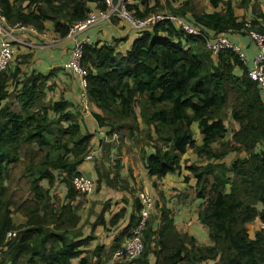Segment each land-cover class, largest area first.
<instances>
[{"label":"trees","instance_id":"1","mask_svg":"<svg viewBox=\"0 0 264 264\" xmlns=\"http://www.w3.org/2000/svg\"><path fill=\"white\" fill-rule=\"evenodd\" d=\"M102 1L0 0V16L8 26H24L38 34L48 23L63 39L73 23L102 9ZM195 1L181 0L175 7L166 1V13L158 11L161 0H127V8L137 18L177 17L195 28L197 37L165 20L138 31L124 53L107 43L82 46L86 102L101 112L92 111L91 116L105 129V138L99 141L101 157L90 160L96 190L103 184L132 197L128 223L113 236L108 258L130 236L142 208L140 192L135 197L120 176V160L109 159L112 149L117 156L127 143L135 146L134 140L141 143L138 153L149 177L160 180L185 171L183 181L194 179V197L202 201L197 219L212 244H199L174 224L166 199L153 182L159 201L157 222L150 215L139 258L116 264H264V227L252 236L248 233V225H264V93L247 77L237 53L225 49L212 55L206 48L209 31L264 34V14L254 11L258 0L235 4L244 10L250 7L251 20L235 16L233 0H204L211 13L195 11ZM16 59L0 71V264H71L73 259L77 264H103L104 246L91 251L85 247L96 239L97 227L106 231L116 227L126 209L120 208L107 221L106 201L89 224L90 235L84 237L82 226L77 228L78 205L74 208L72 202L80 195L72 179L81 174L77 168L86 156H95L90 150L93 134L82 132L70 102L46 100V93L54 89L48 82L60 69L28 75L20 66L29 56ZM225 109L238 126L227 141ZM194 123L201 137L198 144L191 131ZM146 148L151 150L147 153ZM188 149L194 160L185 158ZM231 154L234 157L227 163ZM103 164L114 169L111 177L103 173ZM17 166L29 182L32 206H15L9 198L7 182ZM56 173L65 195L63 203L53 208L50 189L57 183ZM14 213H21L25 221L16 222ZM8 232L16 235L6 238Z\"/></svg>","mask_w":264,"mask_h":264},{"label":"crops","instance_id":"2","mask_svg":"<svg viewBox=\"0 0 264 264\" xmlns=\"http://www.w3.org/2000/svg\"><path fill=\"white\" fill-rule=\"evenodd\" d=\"M181 1V0H180ZM203 5L205 6V12L211 13L212 9L207 5L206 1L202 0ZM239 0H233L232 3L234 5V14L237 17H244L247 20L253 19V14L251 13L250 7L248 9H237L235 7V4H237ZM179 2H174L170 4L172 6H178ZM253 3V0L251 1V4ZM259 5V10L264 11V0H258L257 1ZM98 9H94L96 11ZM179 18H182L178 16ZM185 21V20H184ZM129 27V25L125 22L119 21V20H113L111 22H104L101 23L88 31L84 32L79 38L80 39H87V44H93V43H102L105 41H102L104 39H112L118 40L117 43H113V46L117 51H120L121 46V40L126 41L129 39L130 33L125 34L126 26ZM209 35H211V38H214L216 34H214L212 31L208 32ZM14 34L16 38L19 39V41L25 42V44H20L17 42H13V49H14V55L13 59L16 58H25L26 56H29V59L26 60V64H23L20 66V69L22 72L28 74L32 71H36L38 73L47 74L50 72V70L53 69H60L54 77L48 82V84L53 83L54 89L51 92L46 93V100L47 101H57L61 98L67 100L73 105V110L78 113L79 122L81 126V130L83 133L85 132H95L97 138H94V141L92 143V147H97L96 151L92 150L95 154V156L98 154L101 157V147L100 145H96L97 142L103 138H105V129L99 128L96 124L95 120L91 116L92 111H98L94 106H89L86 102L84 104L82 101L83 97L85 98L84 94V87L81 85L80 77L77 74H74L71 70H65L63 68V64L67 61L71 49L73 47V41L66 39V38H59L54 34L52 31V27L50 24L47 23L46 25V31L43 34H38L37 32L33 33L28 30L20 31L16 29L14 31ZM138 35V34H136ZM224 35V34H223ZM229 35V34H228ZM115 37H118L115 39ZM227 37V36H226ZM4 37L0 35V42ZM229 42L232 44L238 46L241 48L242 53L246 57V64L250 67L252 58L258 53V47L256 44L251 41L250 38H242L241 36H235L232 35L231 37H227ZM108 44V43H107ZM17 47V48H15ZM16 52H18L17 55ZM84 107V108H83ZM101 113L100 111H98ZM200 134H197V143L198 144L201 139L199 138ZM191 151V149H188V152ZM185 155V158H189L194 160L195 156L193 154ZM112 153V152H111ZM115 153V149H114ZM148 153V152H147ZM190 153V152H189ZM117 154V153H115ZM110 154V158H111ZM228 157H231V159H227ZM234 157L233 154L227 156L226 162L229 163L230 160H232ZM117 159L120 160L121 164V170H120V176L128 182L129 187L132 190H135L134 196L136 197L137 193L139 191L145 192L148 195L151 196V194L156 195L155 189L152 187V183L156 182L157 189L160 190L165 199H166V205H167V197H169V194H171L175 189L173 186H181L180 180L183 178V175H188L185 171L181 172V175H177V178H162L160 180H156L155 178H151L148 176L143 163L142 159L140 158L139 154L136 150L130 151L129 143L122 146L119 150V155H117ZM131 160L130 162L128 161ZM87 161V160H86ZM89 166L91 167L92 172L95 174V170L93 169V161H88ZM83 174V173H81ZM86 175V174H84ZM88 176V175H87ZM90 177V176H88ZM94 177V176H93ZM166 177V176H165ZM92 178V177H90ZM187 184H190V186H187V188L182 189L185 191V196L187 198V202L185 205L178 204L174 207V210L172 209L173 214H178L180 216L179 221L175 223L177 227L183 231H186L188 234L195 237L196 241L199 242L202 237L206 234L203 226L199 223L197 212L200 208V205L202 204L201 200L195 199L194 197V179L190 178ZM105 186L102 184V189ZM107 188V187H106ZM96 189V186H95ZM93 188V191L88 195H83L84 199L88 198L91 200V202L100 201L96 200V198H93L92 193L95 190ZM110 189V188H109ZM112 190V189H111ZM117 196L113 198V205L110 209H108V212L105 213L104 217L108 221L109 218L122 207H125L126 213L123 219L119 221L116 227L109 228L114 229L116 228L115 232L113 233V236L120 231L126 224L128 223L129 216L132 212L131 206V197L127 192H117L113 190ZM136 194V195H135ZM152 197V196H151ZM173 197V196H170ZM122 198H125L126 205L124 206L123 203H118L121 201ZM153 198V197H152ZM99 199V198H97ZM91 202L82 203L80 200V196L75 199V201L72 202V207L76 208L78 205V209L76 214L80 217L79 223L77 224V228L79 226L85 223L91 224L95 220V216L92 213H88L86 211V215L84 218H81L80 209L90 207ZM110 203V202H109ZM168 206V205H167ZM101 205H96L93 208L94 213L100 212ZM172 207V206H171ZM174 219V217H173ZM175 221V219H174ZM157 222V221H155ZM261 226H263L260 223H256L253 225H249V228H255L258 229ZM89 227V225H88ZM83 232V230H82ZM117 262V261H115Z\"/></svg>","mask_w":264,"mask_h":264},{"label":"built area","instance_id":"3","mask_svg":"<svg viewBox=\"0 0 264 264\" xmlns=\"http://www.w3.org/2000/svg\"><path fill=\"white\" fill-rule=\"evenodd\" d=\"M103 8L88 13L87 17L79 22L73 23L69 27L66 39L73 41V47L67 61L63 64L65 70H71L74 74L80 77L82 87L85 86L84 77L86 75L85 70L80 65L82 57V46L87 44V39H80L79 37L89 29L111 20H119L127 23L131 29L136 31L143 30L150 27L159 21L171 20L179 25L186 33L192 36H199V32L191 25L183 22L177 17L170 15H151L147 18H137L133 15V12L127 8V0H103ZM18 29L20 31L28 30L35 32L31 28L24 26H8L5 19L0 16V35L4 38L0 42V71H4L9 66L13 59L14 49L13 42L25 44V42L19 41L16 38L14 31ZM248 36L258 47V53L252 58L251 66L246 64V57L242 53L240 47L229 42L225 35L219 34L214 36L215 38L207 39L206 48L212 55L218 54V52L230 49L238 54L242 63L247 65V77L257 85L259 91L264 93V34L250 31ZM83 103L86 104V98L83 97ZM92 155L86 156L85 160H92ZM72 185L74 189L80 194H90L93 191V180L86 175H78L72 179ZM139 198L142 203V208L139 213V217L135 226L131 229L130 236L123 242L121 247L114 252L113 260L131 262L136 260L143 252L144 245L142 241V232L144 231L147 221L150 218L151 212L154 208V201L152 197L144 192L139 193ZM15 232L6 234V238L15 236Z\"/></svg>","mask_w":264,"mask_h":264},{"label":"rangeland","instance_id":"4","mask_svg":"<svg viewBox=\"0 0 264 264\" xmlns=\"http://www.w3.org/2000/svg\"><path fill=\"white\" fill-rule=\"evenodd\" d=\"M166 1L168 2H171V3H174V2H179L180 0H161L160 2V5H159V8H158V11H160V13H166L168 12V9L167 7L165 6L166 5ZM258 3H255L254 7V11H258L259 8H258ZM194 9L195 11L197 12H201L202 10L204 11L205 10V6L203 5V2L202 0H196L195 3H194ZM237 9H240L241 8H237ZM248 9V8H247ZM208 13V12H206ZM263 14H264V11H263ZM124 24V23H123ZM125 25V24H124ZM126 26V30H125V34L127 33H130V36H129V39L126 40V41H122L120 43V46H121V49L120 53H124L126 52L130 46H131V43L138 37V35H136L138 33V31H135L133 29H131L130 27H128L127 25ZM232 35H235V36H241L242 38L246 39V38H249L247 35H244V34H235V33H229L226 34L227 37H231ZM211 36V35H210ZM212 37V36H211ZM118 37H115V39H117ZM102 41H105V42H102L101 44L103 43H108V45H113V41L112 39H104ZM17 48V47H15ZM18 52H16L15 55H17ZM20 61L19 59H16L15 62H18ZM11 70H13V64L11 65ZM29 75V73H28ZM225 117L226 119H224V124L225 126L227 127V133H226V136L224 138V141H227L228 139H230V132L233 130V129H237V125L232 121L231 117H230V110L229 109H225ZM94 113L96 114H99L98 111H94ZM104 129V128H103ZM105 131V130H104ZM191 131H192V134H193V139L194 140H197V134H199V131L197 129V124L194 123L192 126H191ZM91 134H93V138L92 140L90 141V146L92 145L93 141H94V138H97L95 132H92ZM142 138V137H140ZM139 138V139H140ZM199 138L201 139V137L199 136ZM135 146L132 145V144H129L130 146V151H133V150H136L137 153H138V149H140L141 147V143L134 140L133 141ZM99 143L97 142L96 145H98ZM118 144H113V147H117ZM98 146H96L95 148L94 147H91L90 150H95L97 149ZM151 149L150 148H146V152H149ZM111 158H109L110 160H115L117 159V156L115 155L114 153V149H112L111 151ZM190 152V153H189ZM188 152V155L192 154V151H189ZM139 154V153H138ZM140 156V155H139ZM94 159H97V158H100V155H96V156H93ZM231 159V157H228V160ZM128 161L130 162L131 160L128 159ZM94 162V161H93ZM103 173L105 172L106 175H108L109 177H111L113 174H114V169L107 165V164H103ZM93 169H94V166H93ZM77 171L80 172V173H83V174H86L90 177H92L91 179L93 180L95 186H96V181H97V176H96V172L94 174V172H92L91 170V167L89 166V162L84 160L77 168ZM58 175V173H56V176ZM94 176V177H93ZM164 178H177V174H169V175H166V177ZM57 183L56 185L51 188L50 190V194H51V200H50V206H52L53 208H58L62 203H63V199H64V195H65V188L64 186L59 182L60 181V175L57 176ZM181 182V186H173V188L175 189V191H173L171 194H169V197H167V208L171 211L175 221H174V224L179 221L180 219V216H178V214H173L174 212H172V209L174 210V207L178 204H182V205H185L186 202H187V198L185 196V191H183L182 189H185L187 188V186H190V184H187L185 181H183V178L180 180ZM7 185H8V194H9V198L11 199L12 203H14L15 206L17 205H20V204H23L26 205L27 207L28 206H32V204L30 203L31 201L28 200L30 197L28 195V188H29V182L27 180L26 177L23 176L22 174V170H21V167L20 166H17L15 169H12L11 172H10V175H9V179H8V182H7ZM41 185L46 188L47 185H46V182H42ZM102 187V184L100 186V190L97 191L96 189L94 190V192L92 193L93 195V198H96V200H100V201H95V202H91L90 199L86 198L84 199L83 195H80V200L82 203H89L91 202V206L90 207H86V208H83V209H80V214H81V218H84V216L86 215V211H91V213L96 217V213H94L93 211V208L96 206V205H101L103 206V203L106 202V201H109V209L111 208V206L113 205V198H115L117 196V194H115V192H113V189L111 190V188L109 189L108 187H104L103 189L101 188ZM117 191L118 193L119 192H122V191H119V190H115ZM141 192V191H139ZM135 193V190L134 192ZM129 194V193H128ZM129 196L131 197V195L129 194ZM151 196L153 197V200H154V209L153 211L151 212V220L154 222L156 221L155 218H157L158 216V212H157V208H156V204H158V198H157V195H154V194H151ZM170 196H173V197H170ZM99 198V199H97ZM132 198V197H131ZM126 199L125 198H122L121 201L117 202L118 203H123V205L125 206L126 205ZM132 201V199H131ZM166 201V200H165ZM114 206V205H113ZM172 206V207H171ZM131 207V206H130ZM101 208L100 207V211H101ZM15 214V220L16 222L18 223H21V222H24L25 221V218L22 216L21 213H14ZM89 224L85 225V223L82 225L79 226V228L82 226V234L83 236H88L90 235V231H89V227H88ZM251 226V225H250ZM206 234L204 235V237H202L200 239V241L198 242L199 244L201 245H204V246H210L212 245L211 242H210V239L208 237V233H207V229L205 227H203ZM116 228L114 229H109L108 231L106 230H103L101 227H97L96 230H95V233L94 235L96 236V239L91 241L86 247L85 249L86 250H93V248L96 246V245H101V246H104L105 248V252H104V255H102L101 257V261L102 263L104 264H116L117 262H115L113 260V256L109 259L108 258V249H109V246H110V243L112 241V238H113V233L115 232ZM255 230V228H249V225H248V233H249V236H252V233L253 231ZM108 248V249H107ZM107 255V256H106ZM106 261V262H105ZM78 263V259H73L71 260V264H77Z\"/></svg>","mask_w":264,"mask_h":264},{"label":"clouds","instance_id":"5","mask_svg":"<svg viewBox=\"0 0 264 264\" xmlns=\"http://www.w3.org/2000/svg\"><path fill=\"white\" fill-rule=\"evenodd\" d=\"M218 35H219V34H218ZM222 35H223V34H222ZM224 35H225V34H224ZM215 36H217V35H215ZM225 36H226V35H225ZM248 37H249V36H248ZM249 38H250V37H249ZM251 41H252V40H251ZM245 66L247 67L246 64H245ZM237 127H238V126H237ZM80 175H84V174H80ZM86 176H87V175H86ZM93 183H94V182H93ZM144 193H145V192H144ZM146 194H147V193H146ZM79 195H84V194H80V193H79ZM87 195H88V194H87ZM149 196H150V195H149ZM150 197H151V196H150ZM153 209H154V208H153ZM262 225H263V224H262ZM262 227H264V225L261 226V228H262ZM138 258H139V257H138Z\"/></svg>","mask_w":264,"mask_h":264}]
</instances>
